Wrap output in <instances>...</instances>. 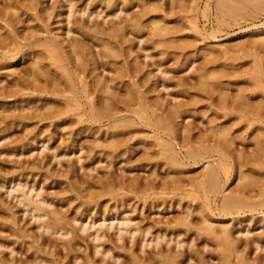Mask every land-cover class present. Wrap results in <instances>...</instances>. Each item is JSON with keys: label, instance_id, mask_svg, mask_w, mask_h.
<instances>
[{"label": "bare ground", "instance_id": "bare-ground-1", "mask_svg": "<svg viewBox=\"0 0 264 264\" xmlns=\"http://www.w3.org/2000/svg\"><path fill=\"white\" fill-rule=\"evenodd\" d=\"M215 1L216 12L220 17L227 14L234 15L236 18L239 16L243 18L249 17L250 15L257 17L262 13V10H264V0ZM104 2L106 6L113 9L111 13L114 16L119 17L120 13L125 11V8L120 6L117 0H80V3L76 0H54L51 4H45V0H28V2L26 0H0V70L14 67L9 73H7L8 76H11V79L7 77L5 81L4 78L0 77V96L3 98H8L11 96L20 95L19 98L21 97V102H26L25 105H21L22 107L16 106V110L15 108L12 110V108L11 110L15 113H12L11 111V114H5L6 117L2 115L0 116V131L10 129L13 127L14 123H24L23 120L26 118L37 119L38 122H43L53 118L56 119L50 123H44L39 126L37 125L31 129L28 128L29 123L25 122L24 126L26 127L28 133H26V136L21 139L16 146L18 148L23 146L26 147L27 145L30 146L27 147L25 151L22 150L16 153L14 151L15 149L10 148L11 146H2L0 147V154L7 152L18 155H32L35 150L43 148L40 152H42L44 149H49L51 152L48 153V156H50V158L56 159L58 162H60L62 155L68 154H76L78 156L77 160L80 161L82 158L80 152L85 148L90 159L95 158L92 163H99L104 160L102 159L104 157H98V153H103L104 156L107 155L108 157H112L114 159L122 155L124 148L131 147L132 143L129 145V142H131L130 140L132 137L130 135L126 136V130H131V127L135 126L136 124H142L147 125L152 131L156 133V139H161L160 144L163 146L162 151L159 153L157 152L158 156L155 155L153 151L151 153L150 151L149 153L147 152L148 154L146 153L147 160H145L149 163L153 162L156 157H160V160L155 159V162L160 163V165H162L161 160H167L168 163H166V165H173V167L174 165H197L203 158L208 157L207 155L213 156V152L217 153L218 151L217 154H219V158H214V160L210 162L207 169L202 174L198 175L199 180L197 183L199 186L190 192L192 195L194 193H200V191H203L206 194L210 191H213L214 193L219 185L223 183L221 178V174H223L222 171H225V177L228 179L230 176L229 167L231 169L232 165L229 166L228 163L231 162L228 161L232 157L229 158V160L228 157H230L229 154L233 153L230 151V148H232L231 146H233L234 143L231 141V139L229 141L227 138L229 131L231 132V127L229 131L227 129V125L226 128L220 126L217 129L211 128L212 132L214 133V136L211 135L213 138L215 136L216 138L219 136L224 138H220V140L215 138L214 140H218V144H203L204 141L208 142V140H210L208 137L210 135H205L208 137V140H206V138H203L205 137L203 136L204 134L197 136L193 132V127L184 124L185 119L188 117L187 112L193 109L192 106H195L193 105L192 101L194 100L195 104H197V101L195 100L198 99L196 98L197 96H193L187 102L180 99L179 97L181 92L191 93L192 91L190 88L192 87L188 85V82L179 80L178 85L181 86L179 90L167 91L170 89L168 80L172 77H165L168 75L170 70L169 68L163 67L162 62L159 59L154 60L153 62L156 64V68L154 70H145L147 67L144 68L143 63L137 60L138 56L133 58L134 62H131L127 57L131 55L133 48L130 39L127 38L129 36V32L126 31V28L129 29L132 27V33L135 34L136 38H138V31H141L142 33V30L147 27V24H145V22L143 24V21L140 23V18V21H138V13L131 15L130 18L121 17L119 24H117L115 20H108L106 18L108 13H104ZM255 4V8H257L254 9L255 11H253L252 9ZM157 6L159 7L158 3H155L154 1L153 3L151 0L146 2L143 8L145 10L144 13H153V9H155ZM60 7L65 8L64 13H66L67 16L64 18V20H67V23L64 26L59 27V29H62V31L60 30L53 34L50 33V20L63 13L60 12ZM211 7V0H207L206 7L201 11V13L206 14L209 12ZM196 9V11H199L198 8ZM260 10L261 12H258ZM30 11H35V13H30ZM244 11L246 13H244ZM76 13H79L80 15H87V17H83V19L80 20L81 17H74ZM256 13L258 15H256ZM24 15L26 16V19H24ZM93 16H101L103 20H93L92 24H90V20L93 18ZM72 17L74 18L72 19ZM220 17H218V26L221 27L222 24H225V19H219ZM160 19L162 20L164 18ZM31 20H38L45 23V25H28L27 33H23L25 30H21L20 27H18V24L22 22L24 25L26 21ZM161 20H154L152 23L153 26L151 24L149 25L152 26V30L150 31H152L151 34L153 36H151L153 37L152 39L153 43H155V46H163L165 48V50H161L163 55L167 52L166 48H173L174 45L173 49H175L176 44H172V42H170L168 39V35L173 33L174 27L169 25L168 19L165 21L163 20L165 23H162ZM236 20H238V18ZM70 23L74 24L70 25ZM149 25L148 27H150ZM6 28H9V31ZM197 29L199 31V28ZM178 30H175L176 33ZM218 30H220L219 27H214L209 35L213 38H217ZM44 32L48 33L44 34ZM251 35L253 36V39L249 41L250 43L252 42V45L254 44L253 46H257L259 44L264 46L263 31L254 32ZM93 38H96V40L94 41ZM175 42L177 43L178 41L176 40ZM184 43L185 46H187L186 43L189 44L187 41ZM251 44L250 46L252 47ZM98 45H100L101 48L96 49ZM235 46H237V44ZM40 47H42L47 52V54L45 53L44 55L43 52L38 49ZM228 47L229 46L225 47L224 51H226V53H228L230 50ZM233 47L231 45V49ZM142 49L146 50L145 47ZM211 53H213V51L209 52L208 56ZM221 53L222 52H220V54ZM32 54L34 55V59L29 64L25 63V60L23 61V59H26L27 55L32 56ZM214 54L215 52L213 55ZM120 56H125L127 60L123 62L124 60L121 59V62L123 63L120 62V64L118 60V58L120 59ZM145 56L147 57L152 55L149 52H146ZM217 56L218 55L215 57ZM48 57L49 60L47 59ZM209 60L211 61L209 64L215 62V59L214 61L212 59ZM22 61L24 64L21 63ZM113 61H116L113 65L114 68L111 67L109 69L108 65ZM190 64L192 63L190 62ZM155 70H158V72L161 74L155 72ZM258 70L262 71V68L259 67ZM218 72H212V70L209 68L208 70H204L203 72L199 73L197 78L198 81H200L199 84H201V87H208L204 89V91H209L208 93L211 94V90H213L217 83L214 85L209 79H211V77L214 75L216 76ZM220 72L219 74L222 75L224 71L222 73ZM126 77L131 79L129 83L126 82ZM123 87H125V90H123ZM209 88L210 90H208ZM262 89L264 92V87H262ZM194 90H196V88ZM242 90L244 91V88ZM194 93L196 94L197 91ZM247 94H245V91L244 94L241 92V94L238 96L235 95L237 97H235L236 100L231 98V100L233 99L232 101H229L227 98L225 99L223 97V102L219 98L220 100H216L218 101V105H216L218 108H220L221 106L219 105L223 104V109H225V105H227L229 102H232V104L234 103V108L241 113L242 117H246L248 120H258V118H262L264 114L263 101H253V103L252 98L250 100L251 103H249V107L245 108L244 98L247 97L246 99H248V97H251ZM198 95L200 98V92ZM224 95L226 96V94ZM259 95L261 96L263 94H257V96ZM42 96L45 97L41 98ZM220 101L222 104H220ZM246 102H248V100ZM134 104H139V107L137 109H131L132 105ZM245 104L247 105V103ZM124 111L126 112L125 114L123 113ZM231 111L234 112V109ZM78 114H82L79 122L84 124V126L80 128H69V133H71L70 137L66 136L65 134H60L58 132L59 128L64 127L66 124H74L77 120L73 119L72 116ZM137 115L141 118H138V121L136 118ZM180 118L181 120H179ZM213 119L216 120L217 117ZM1 122L5 124L1 125ZM88 129L93 134L99 135L95 137L92 144L86 145L85 142H79L77 135L79 136ZM43 134L50 135L51 138H54L57 134L58 139L63 138L65 149H69L65 150L59 146H52L47 143L45 138L38 139L37 144L34 145L35 139ZM7 137V135L0 136V141ZM257 140L259 141L260 139L258 138ZM196 142L200 144L197 145ZM262 142L264 143L263 140ZM187 145L189 146L188 149L184 150L183 148ZM178 146H180V148H178ZM261 146L264 147V144ZM234 147L235 146H233V148ZM263 147L260 148L262 149ZM154 155L156 157H154ZM236 155L240 160H243L245 157L243 152L242 154L238 153ZM75 161L76 160H74V163H76ZM113 161L115 160H112V162ZM38 165H41L40 160H34V162L29 163L28 166H20L19 170H16L17 175L24 176L31 173L33 176H36L40 173L42 168ZM76 166L77 165L75 164V166H71V168H69V171L72 173V175H75V177L77 174H79L80 169L79 167L76 168ZM89 169L95 170V166L89 167ZM113 172L111 175L114 174ZM153 174L157 176L158 172L154 169ZM249 175L250 174H244L238 176V174H236L235 179L238 180L237 189H239V193L235 194L233 192V194H225L220 204L217 202V199H212L210 195V197L207 196L208 200L206 199V201L209 202L205 205L204 203H200L193 206L192 204L181 205V203L178 202L169 204V202L167 203V206L165 205L167 208H176V205L181 206L182 211L180 216H172L167 220L160 218L152 219V217L149 218L148 216L138 223L129 214L124 213V211L121 212L122 207L127 208V206L130 204L128 202L131 200L127 202L125 199L123 201H119L117 204H113V206H109L107 203L106 205L104 202L100 204L98 209L95 208L96 211L93 213L91 211H93L94 207L96 206H89L91 203H88L87 200H84L82 203L87 205L85 209L76 212L72 219L65 221L63 219L66 218H61L58 216L57 210L60 212L61 209H51L54 203L52 199L53 197H50L48 194L43 192L44 186L40 181L31 183L29 180L22 181L18 176L15 175L13 178H8L5 174L0 173V187H5L8 190L6 191L7 193L9 192L10 195L17 198L18 202L24 205L23 210L25 212H29L33 218L40 221V228L44 227L45 231H48L53 236L59 235L60 238L61 236L64 237L72 235V237H68L69 239L66 238L64 242L62 241L64 243V249L67 250V253L63 249L64 253L60 252L61 254L66 253L69 256V254L73 252L72 249L76 246V244L73 245V240L77 238V231L80 229L79 231H88L87 233L89 238L94 241L92 246L94 250L92 251L95 253L100 252L104 257H106L113 251V249L117 247H127L130 241L133 242L132 244L135 245V248L137 245V252L136 250H132V256L129 255L131 258H127V260L121 264H264V235H261L263 233L254 234L252 236L250 228L243 226L244 221L251 222L252 219H249V216L248 218L243 215L242 217L240 216L238 218H234V221L229 222L232 220V218L228 215H232L236 211L238 214L241 212L246 213L244 206H247V208L250 206V200H248V196H246L247 190L245 187L249 185V181H252V177L255 176ZM106 176H110V173ZM53 177L55 179L56 175L53 174L50 169L44 173V179H53ZM173 177L174 176H171V179L164 181L148 179L147 183H144L145 193H148L149 196L154 197L157 195L155 197L159 196L163 198L166 197L161 196L162 194H170L173 196L178 195L179 193H184L186 189L178 182V179ZM113 178H115V176ZM79 179H81V177H79ZM107 179L108 178L106 177V180ZM34 180L36 181V179ZM108 180H104L103 183L110 182V180ZM111 181H114V179ZM224 181L227 182L228 180L225 179ZM97 182L98 181L96 180L95 183L91 181V186L89 185L90 187L87 188L92 191L91 189L95 186V184L99 183ZM126 182V180L124 182L121 180L122 185L126 184ZM140 184L143 185L142 183ZM222 186L223 185H221V187ZM92 193L95 194L90 195L88 193L89 195L87 194L85 197L82 195V197L93 199V197L98 195V193L96 194L94 191ZM99 197L97 196V198ZM94 200L96 199L94 198ZM213 201H215L216 204H213ZM97 202L98 201H96V203ZM160 204L163 205L162 203L158 202H153V204L149 203L151 207L154 205L157 207L160 206ZM251 205V207H253L254 204ZM113 209H117V213H106L112 211ZM87 211L91 212L92 214H88ZM261 212H264V210H261ZM11 213L15 214L14 211H11ZM196 213L200 214V219L195 216ZM59 214L60 216L64 215L62 211ZM47 216L48 219H46ZM194 216L197 218V220H195ZM1 221L0 223L2 224L3 221ZM196 221L201 223L199 224L197 222V224H195L194 222ZM73 222L75 224H79L78 229L77 226L75 230V224H72ZM71 224L75 232L72 228H70ZM183 226H187L184 232L182 230ZM1 227L2 226H0V228ZM105 227L113 229V233L109 234ZM17 231L18 230H16L15 233L18 236H20L19 234H25L21 232L18 234ZM184 234L185 236H183ZM236 234L245 236V238L237 237ZM53 236L50 237L53 238ZM105 237H109L108 241L111 242V247H107L106 243L102 240ZM17 238L18 239L15 238L16 241L19 240V237ZM55 240H53L54 244L57 243ZM50 241L48 242V238L46 239L45 237L43 245L42 243L40 244L42 246L45 244L51 245L52 242ZM72 241L73 243H71ZM77 241L80 240L78 239ZM121 242L122 245L120 244ZM210 242L214 244V248H210ZM10 244L0 242V247H9L11 253H14L16 248L12 246L10 247ZM41 245L39 247H41ZM199 245L202 246L200 247ZM195 246L199 247L196 249ZM61 247L63 248V246H60L59 251H62ZM148 247H151V249H148ZM42 248L43 247H41V249ZM41 249L38 250L41 252ZM76 249L77 248H75V250ZM256 250H260V253H258L256 257L252 258V253ZM113 257L118 258L119 255L114 254ZM216 258L218 262L215 261ZM39 259L41 262H46L45 264H55L56 262L54 259L53 260L55 262L43 256ZM91 261L92 260H90V262ZM68 262L66 264H68ZM0 264L10 263L7 258L1 257Z\"/></svg>", "mask_w": 264, "mask_h": 264}, {"label": "rangeland", "instance_id": "rangeland-1", "mask_svg": "<svg viewBox=\"0 0 264 264\" xmlns=\"http://www.w3.org/2000/svg\"><path fill=\"white\" fill-rule=\"evenodd\" d=\"M26 1L28 2V0ZM53 1L54 0H49V1L45 0L46 2L45 4H48V3L51 4L53 3ZM76 1L80 3V0H76ZM117 1L120 4V6H123L125 8V11L121 12L119 17L114 16L111 13L113 9L111 7L106 6L105 2L103 3L104 13H108L106 17L108 20L110 19L113 21L115 20L117 24H119L120 23L119 20L121 19V17L130 18L131 15L138 13V21H140L139 20L140 18L141 19L140 23H142L143 21V24L144 22L145 24H147V27L142 30V33L141 31L140 32L138 31V38H136L135 34L132 33V27H130L129 29L126 28V31L129 32L128 34L129 36L127 38L130 39V42L132 43V48H133L131 55H129L127 58L131 62H134L133 58L138 56L137 60L143 63L144 68L147 67L145 68V70L147 69L154 70L156 68V64H154L153 62L154 60L159 59L162 62L163 67L169 68L170 70L168 75L165 77H168V76L172 77L171 79L168 80L170 89H168L167 91L179 90L181 86L178 85V81L184 80L188 82V85L190 87H192V88L190 87L189 88L193 93L192 92L191 93L181 92L179 98L188 102L190 98H192L193 96L194 97L197 96L196 98L198 100H195L197 101L196 102L197 104H195L194 100L192 101L193 105L195 106H192L193 109L187 112L188 117L185 119L184 124L190 127H193L194 128L193 132L197 136H200V134L202 135L204 134L203 136L205 135L214 136V133L212 132L211 128L217 129L219 126L226 128L228 126L227 129L229 131L231 127V132L229 131V133L232 136H230L228 133V138L227 137L226 138L229 139V141L231 139V141L234 143V145L233 144L231 145L235 147L233 148V146L230 145L233 148V149L230 148V151H232L233 153L235 151V153L229 154L230 157H228V160L229 158L232 157L228 161V162H231V163H228L229 166L232 165L231 169L229 167V170H230L229 179L225 177L226 176V174H224L225 171H222L224 175L221 174L223 183L222 184L220 183V184L223 185L224 187L223 186L221 187V185H219V187L214 191V193L213 191H210L209 193L207 192L206 194L205 192L200 191V193L199 192L196 194L194 193L193 195L190 194L191 191H193L195 188L199 186L197 183L199 180L198 175L202 174L207 169L210 162H212L214 158H219V154H217L218 151L217 153L213 152L212 154L213 156L207 155L208 157L203 158L197 165H192V164L191 165H176L177 167L174 165L173 167V165L172 166H168V164L166 165V163H168L167 160H161L162 165H160V163L158 162L157 164L155 162V159L160 160L161 158L159 157L160 158L159 159L155 155L158 156V153L162 151L163 146H161L160 144L161 139H156L155 137L156 133L152 131L151 128L148 127L147 125H142V124L141 125L136 124L135 126L131 127V130L130 129L126 130L127 131L126 136L130 135L132 137L130 140L131 142H129V145L131 143L133 144V145L131 144V147L124 148V150L122 151L123 152L122 155L114 159L112 157L111 158L108 157L107 155L104 156L103 153H98L97 154L98 157H104L102 158L104 160L99 163H94V164L92 163L95 158L90 159L89 154L85 148L81 150L80 152V155H82V158L80 159V161L77 160L78 156L76 154H68V155H62V157L60 158V162H58L56 159L50 158V156H48V153L51 152L49 149H44L42 152H40L41 149L43 148H40L39 150H35L32 155L15 154L18 151H22V150L25 151L27 147L30 146V145H27L26 147L23 146L21 148L20 147L18 148L16 146L17 143L20 142V140L26 136V133H28V131L26 130V127L24 126L25 122L29 123L28 128L31 129L37 125L39 126L44 123H50L53 120H56L55 118L49 119L43 122H38L37 119L26 118L23 120L24 123L17 122V124L14 123L13 127H11L10 129H7L5 131H0V136H6V135L8 136L7 138H3L0 141V147L11 146L10 148L15 149L14 150L15 153L13 154H10L7 152L0 154V173L5 174L8 178H11V177L13 178L15 176H18L20 180L22 181L29 180L31 183H34V182L36 183L37 181H40L41 184L44 186L43 192L48 194L50 197H53L52 199L54 203L51 209L52 208L61 209L64 215L61 214L62 216H60L59 213H61V211L59 212V210H57L58 216L61 218L63 217L66 218V219H63L65 221L72 219L73 216L76 214V212H79L85 209L87 205L86 204L84 205L82 203L84 200H87L88 203L89 202L91 203L89 204V206L91 205L93 207L96 206L94 207L93 211L90 210L93 213L96 211V209L99 208L100 204L104 202L105 204L106 203L109 204V206H113V204L115 203L117 204L119 201H123L126 199L127 202L131 200L130 202H128L130 204L127 206V208L122 207L121 212L124 211V213H127L130 216H132L137 223L148 216L149 218L152 217V219L160 218V219H166V220L172 216L173 217L174 216L176 217L177 215L180 216V213L182 211L181 206L176 205V208L175 207L167 208L166 206H167V203L169 202H170L169 204L171 203L174 204L178 202V203H181V205L192 204L194 206L200 203H204L205 205V204H208L209 201L207 202L206 199L208 200L207 196L210 195L212 199H217V202L220 204L225 194H233V192L235 194L239 193L238 192L239 189H237L238 180L235 179L236 174H238V176L244 175V174H250L249 176L251 175L255 176V177H252L253 178L252 181L251 180L249 181V185L245 187L247 190L246 196H248L247 197L248 200L251 201V202L249 201L250 206L249 204H248L249 206L248 208L247 206H244L246 213L241 212L238 214V212L235 210L236 212H234L232 215H228L232 218V220H230L229 222L234 221V218H238L240 216L242 217L243 215L245 217L249 216L250 218L249 217L248 218L252 219L251 222L244 221L243 226H246V228L247 227L250 228L252 236L254 234H261V233H263L261 235H264V212H261V210H264V147L261 146L262 144H264L262 142V140L264 141V118H263L264 114L262 116L263 119L258 118V120H255V119L248 120L246 117H242L241 113L234 108V103L232 104V102H229L235 99V97L241 94V92L242 94H244V91H245V94L247 93L251 94V95L247 94L248 96H251V97H248V99H246L247 97L244 98L245 108L249 107V103H251L250 100L252 98H253L252 102L253 101L254 102L263 101L264 103V96H263L264 92L262 89V87H264V46L260 44L257 46L256 45L253 46L254 44L252 45L251 44L252 42L250 43V41L253 39L252 38L253 36L251 34H253L254 32H260V31L264 32V10H262V13L259 14V16L257 17L250 15L249 17L243 18L239 16L237 17L238 20H236L237 18L231 14L221 16L222 18L219 15H217L218 13L216 12V7H215L216 1L215 0H211L212 7L210 8L209 12H207L206 14L201 13V11L205 9L207 0H151L152 3L154 1L155 3H158L159 5V7L157 6L155 8L156 10L153 9V13H150V12L144 13L145 10L143 9L145 3L150 0L148 1L147 0H117ZM255 6L256 4L254 5L253 9L251 8L253 11H255L254 9L257 8V7L255 8ZM196 8H198L199 11H196L197 10ZM59 10L60 12H63V13L57 15L56 17L50 20V24H49V28L51 29L50 33H53V34L57 31H60V30L62 31V29H59V27L64 26L67 23V20H64V18L67 16V14L64 13L65 8L60 7ZM258 12H261V10ZM30 13H35V11H30ZM244 13L246 12L244 11ZM142 14L146 16H143ZM256 15L258 14L256 13ZM78 16L81 17L80 20L83 19V17L84 18L87 17V15H80L79 13H76L74 17H78ZM23 17L24 19H26L25 15ZM74 17H72V19ZM218 17H220L219 19L226 20V21L224 20L225 24H222L221 27L218 26L219 25ZM160 18H164V19L161 20ZM157 19L161 20L162 23L168 19L169 25L170 26L172 25V27H174L173 33L168 35V39L170 40V42H172V44L174 43L176 44L175 49H173L174 45H173V48L168 47L166 48V51L168 53L166 52L163 55L161 53L162 52L161 50H165V48L163 46H162L163 48L161 46L160 47H157V45L155 46V43H153V39H152L153 38L152 37L153 35L151 34L152 31H150L152 30L153 21L154 20L157 21ZM93 20L100 21L103 19L101 16H98V17L93 16V18L90 20V24H92ZM36 24H39V25L41 24V26L45 25V23L40 22L38 20L37 21L31 20V21H26L24 25L22 22L19 23L18 27H20L21 30H25L23 33H27L28 31L27 26L28 25L33 26ZM73 24L74 23H70V25H73ZM149 24H151L152 26ZM148 25L151 28L148 27ZM214 27L216 28L219 27L220 29L217 32V38H213L212 36L209 35L211 30L214 29ZM197 28H199V31ZM7 30L9 31V28ZM175 30L176 31L178 30V32L176 33ZM47 33L48 32H44V34H47ZM93 40L95 41L96 38L95 39L93 38ZM176 40L178 41L177 43L175 42ZM186 41L189 43V44L186 43L187 46H185V43H184ZM177 44L178 46L179 45L180 46L178 47ZM236 44L237 46H235ZM250 44L252 45V47L250 46ZM231 45L232 47L234 46L233 47L234 49L233 48L231 49ZM142 46L145 47L146 50L142 49L143 48ZM176 46H177V49H176ZM226 46H229L228 48H230L228 53L224 51ZM97 48L99 49L101 48V46L98 45L96 49ZM38 49H40L44 55L45 53L47 54V52L42 47ZM210 50L213 51V53L215 52V54L213 55V53H211L208 56V53L211 52ZM146 52H149L152 56L146 57L145 56ZM220 52H222L221 54L223 56L220 54ZM216 55L218 56L220 55V56L215 57ZM26 57L27 58L23 59V61L25 60L24 62L28 64L34 59L33 54L32 56L27 55ZM127 58H125V56H122V57L120 56V59L118 58L119 63L121 62V59H123L124 61L123 60L122 61L125 62ZM47 59L49 60V57ZM209 59H212L213 61L215 59V62H212V64H209L211 63ZM23 61L21 62L22 64H24ZM115 62L116 61H113L111 64L108 65L109 69L113 67ZM190 62L192 64H190ZM259 67L262 68V71L258 70ZM12 68L0 70V77L4 78L5 81L7 77L11 79V76H8L7 73H9L12 70ZM209 68L212 70V72L213 71L218 72V70L219 72L221 70L224 71V72L223 71L220 72V73L223 72L222 75H220L218 72L216 76L214 75L211 77L212 80L209 79L210 82L212 81V84L215 85L217 83L214 86L213 90H211L212 91L211 94L208 93L209 91L208 92L204 91V89L208 87L207 86L206 88L204 86L201 87V84H199L200 81H198L197 79L199 76V73L203 72L204 70H208ZM155 72H158V70H155ZM125 79H126V82L128 83L131 81L129 77H126ZM195 88L196 90H194ZM243 88H244V91L242 90ZM123 90H125V87H123ZM208 90H210V88ZM195 91H197L196 94L194 93ZM199 92L201 95L200 98L198 95ZM66 93L69 94L68 92ZM259 93H262L263 95L261 96L259 95L260 97L257 96V94ZM224 94H226V96ZM19 96L20 95H16V96L8 97V98H3L0 96V116L2 115L6 117V115L11 114V111L14 110L16 106L25 105L26 102H21L20 100L21 97L19 98ZM44 97L45 96H42L41 98H44ZM223 97L229 100L228 101L229 103H227V105H225L224 107L225 109H223V106H222L223 104L221 101H220V104L222 105H219L221 107L218 108L217 106L218 101H216L219 98L222 100ZM231 98L233 99L231 100ZM247 100L248 102H246ZM245 103H247V105ZM138 107H139V104H134L132 105L131 109H135V108L137 109ZM233 109H234V112L231 111ZM13 112L14 111H12V113ZM230 112H232L233 114ZM123 113L125 114L126 112L124 111ZM215 113L217 117L216 120L213 119V118H216ZM81 116L82 114L73 115L72 118L76 119L77 121L72 125L70 124L64 125V127L59 128L58 132L60 134H65L66 136L70 137L71 133H69L70 132L69 128H72V127L80 128L84 126V124L79 122ZM136 118H137V121H138V118L141 119L140 117H138V115ZM179 120H181V118ZM2 124L3 122H1V125ZM97 135L99 134H93L88 129L86 132L80 134L79 136L77 135V138L79 142H85L86 145H89L94 142V139ZM210 136H208L210 140H208V137L206 136L203 137V138H206V140H208V142L204 141L203 144L205 143L206 145L207 143L208 145L209 144L213 145L214 143L218 144V140H220V138L222 139L224 138L219 135H218L219 137L217 136L218 138H216V136L214 138L213 136H211L212 137L211 138ZM43 138H45L47 143H49L50 145L59 146L65 149L63 138L58 139L57 134L54 138H51L50 135H45V134L40 135L38 138L35 139L34 145L37 144L38 139H43ZM215 138L218 139L216 140L217 142L214 140ZM258 138L260 139L259 141L257 140ZM257 141H258V145L260 146L257 145ZM196 143L197 145L200 144L198 142ZM188 147L189 146L187 145L183 149L186 150L188 149ZM260 147H263V148L261 149ZM178 148H180V146H178ZM67 149L69 148H66L65 150ZM149 151L150 153L153 151L155 153L154 157H156L153 160V162H150V163L146 161L147 160L146 153L147 152L149 153ZM237 152L241 154L243 152V155H245L243 160L238 159L236 155L238 154ZM231 155H235L236 158L235 156H231ZM34 160L36 161L40 160L41 162V165H38L42 167L39 174H37L36 176H33L31 173L24 175V176L17 175L16 170H19L20 166H28L29 163L34 162ZM74 160H76L75 161L76 163H74ZM112 160H115V161L112 162ZM75 164L77 165L76 168L77 167L80 168L79 174H77L76 177L75 175H72V173L69 171V168H71V166H75ZM93 166H95V170L89 169V167H93ZM96 167L98 170L96 169ZM48 169H50L51 172L56 175L55 179L54 177L53 179L52 178L44 179V173L48 171ZM154 169L158 172L157 176L153 174ZM112 172L114 174L111 175ZM109 173H110V176H106V175H109ZM113 175L115 176L117 180L113 178L114 177ZM171 176H174L176 179H178L179 180L178 182L186 189L184 193H179L178 195H173V196L170 194H162V195L160 194L161 196H164L166 198L159 197V196L155 197L157 196L155 194H153L155 195L153 197V196H149L148 193H145L144 183H147L148 179L149 180L155 179L156 181H160V180L164 181V180L171 179ZM79 177H81V179H79ZM106 177L108 179L111 177L109 179L110 182L103 183L104 180L105 181L108 180V179L106 180ZM34 179H36V181ZM94 179L98 181L99 183L97 182L98 184H95V186L96 185L97 186L96 187L94 186L91 189L92 191H90V189L88 188L91 186V181L95 183ZM113 179L114 181H111ZM225 179L228 181L225 182L224 181ZM121 180H123V182L126 180L127 181L126 184L122 185ZM87 181L88 182L90 181V182L88 183ZM140 183H142L143 185H141ZM6 191L8 190L5 187L4 188L0 187V198H1L0 199L1 200L0 221L1 220L3 221L2 224L0 223V226H2L0 228V238H2L0 239V242L6 243V244L11 243L10 247L12 246L16 249L14 253H11L9 247L7 248L0 247V258L1 257L7 258L10 264H41V263L45 264L46 262L45 263L44 261L41 262V260L39 259L42 256L51 261L55 260L56 261V262L54 261L55 264L56 263L66 264L68 261L70 262V263L68 262V264H73V263H76V264H121L122 262L127 260V258L128 259L131 258L129 255L132 256V253H131L132 250H136L137 252V245L135 248V245L132 244L133 242L130 241L127 247H124V248L117 247L113 249L111 253L107 255L110 257H107V256L104 257L100 252L95 253L94 251H92L94 250L92 247L94 244V241L91 238H89L88 233H87L88 231H83V230L79 231L80 230L79 229L77 231L78 236L75 239L76 243H75V240H73L74 243L73 241L71 242L73 243V245L76 244V246L73 247L74 250L72 249L74 254L73 252L72 253L70 252L71 254H69L68 256L66 254L67 250L64 249L63 242L66 238L69 239L70 237H72V235L64 236V237L61 236L60 238L59 235L53 236L48 231H45L44 227L40 228L39 227L40 221L33 218V216L30 215L29 212H25L23 210L24 205L18 202L17 198L13 197L12 195L9 194V192L7 193ZM93 191L96 192V194L98 193L97 195L98 197L99 196L101 197L97 198V196H95L93 197V199L83 198L88 193L92 195ZM199 194L202 196H200ZM94 198L96 200H94ZM199 198H203V199H199ZM96 201H98L99 203L98 202L96 203ZM163 201L164 202L166 201L165 204ZM153 202L162 203L163 205L160 204V206L156 207L154 205L151 207L149 203L153 204ZM214 203L215 201H213V204ZM251 204L258 205V206L253 205V207H251L252 206ZM11 211H14L15 214H12ZM87 212L88 214L91 213L89 211ZM115 212L117 213V209H113L112 211L106 212V213L112 214ZM195 216L198 219H200L199 213H196ZM196 217H195V220H197ZM46 219H48V216L46 217ZM197 222L199 223V221H196L194 223L197 224ZM72 224H75V223L73 222ZM72 224L71 226L70 225L69 226L70 228L73 229ZM75 225H74V228L76 230L77 226H78L77 229L79 228V224L76 223ZM105 228L109 234L113 233V229H109L108 227H105ZM186 228L187 226L182 227L183 232L186 230ZM16 230H18L17 231L18 234L19 232L25 233V234H19L20 236H18L15 233ZM75 230L73 229L74 232ZM236 235L237 237L245 238V236H242L240 234H236ZM50 236H53V238ZM183 236H185V234ZM17 237H19V240L16 241V239H18ZM45 237L46 239L48 238V242L52 239L55 240L57 238L58 240L57 239L55 240L57 241V243H55L56 246L53 243L54 242L53 240L50 241L52 242L53 245L45 244L44 246H42ZM78 239L80 241H77ZM108 239L109 237H105L102 240L106 243L107 247H111V242L108 241ZM212 242H210V248H214L213 247L214 244H212ZM40 243H42V245ZM39 244L41 245V247H43L42 249L41 247H39L40 246ZM120 244L122 245V242ZM60 246H63V248L61 247L62 251H59ZM199 246L201 247L202 245H199ZM151 247L150 248L148 247V249H151ZM198 247L195 246L196 249ZM75 248L77 249L75 250ZM38 249L39 250L41 249L42 250L41 252L43 253H41ZM63 249L65 250L66 255L61 254V253H64ZM43 250L45 251V253ZM258 253H260V250L254 251L252 253V258L256 257ZM114 254L119 255V257L114 258L113 257ZM90 260H92L94 263L92 261L90 262ZM87 261L90 263H88ZM215 261L218 262L217 258Z\"/></svg>", "mask_w": 264, "mask_h": 264}]
</instances>
